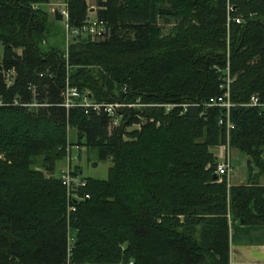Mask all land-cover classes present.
Instances as JSON below:
<instances>
[{"label": "trees", "instance_id": "obj_1", "mask_svg": "<svg viewBox=\"0 0 264 264\" xmlns=\"http://www.w3.org/2000/svg\"><path fill=\"white\" fill-rule=\"evenodd\" d=\"M37 2L0 0V40L22 48L0 63L16 71L7 86L0 70V264H230V225L264 224V109L245 105L252 94L264 102V0H97L107 32L71 36L67 48ZM67 2L69 26H81L85 0ZM159 21L174 32L154 39ZM227 67L228 143L247 156L245 185L214 176L210 150L227 142L226 116L204 104ZM66 78L98 103L159 105L121 109L114 126L102 109L66 108ZM137 115L145 122L125 131ZM70 128L110 159L107 177H83L76 198L53 175Z\"/></svg>", "mask_w": 264, "mask_h": 264}, {"label": "built area", "instance_id": "obj_2", "mask_svg": "<svg viewBox=\"0 0 264 264\" xmlns=\"http://www.w3.org/2000/svg\"><path fill=\"white\" fill-rule=\"evenodd\" d=\"M56 8H51V15L54 17V11L57 10L62 15V23H64L65 28V38L67 39V45L65 48H67L69 43V38L71 36H77V35H83L88 36L92 40L102 38L103 34L107 32V25L104 21L99 20L96 16L94 19L92 17H89L87 14L86 19L84 23L79 27H70L68 22V7H67V0H61L59 2H56ZM235 21L237 23L240 22L239 18H235ZM1 71L4 77V81L7 86H10L14 83L15 77H16V71L15 68L12 67L10 69L3 70L1 67ZM231 77L229 76L228 67L225 71V76L222 79V82L220 84L221 94L209 98V100L204 104L205 106H219L221 108L225 109V116H226V128H227V142L225 144L219 145L221 151L216 155V175H225L227 178V185H230V175L231 171L233 169L232 162H231V156L229 153V143H228V131L232 127V124L229 122V111L232 107H235L236 104L231 101L230 98V83H231ZM32 93L33 100L35 99V87L29 86L28 87ZM62 97H63V105L66 108L74 107V106H83L85 108H92L95 111H100L101 109L109 116L111 125L116 126L119 123L120 117H122L121 109L124 108H130L135 111H141L145 107H151L153 105H159V104H146L143 103L140 98H137L135 101L131 103H124L122 101H114L109 103H98L94 101L91 97V94L88 90H85L83 92H80L76 87L70 86L68 82V78H66L65 81V87L62 91ZM14 102H16V98H14ZM4 104L3 99L0 96V105ZM39 104L35 101L26 103L24 106H27L28 108L37 107ZM165 111L171 110L175 105L171 103L161 104ZM249 107H257L259 109H264V102L260 101V98L257 94H252L249 97L248 102L245 104ZM187 105L183 104L184 111L186 109ZM182 111L181 113H183ZM138 118L141 120L142 116L137 115ZM145 120V119H144ZM142 120V122L144 121ZM152 120V119H151ZM140 122L139 124H141ZM221 123V122H220ZM73 145L67 144L66 146V155L68 158V165L66 168L59 171V178H61L62 182L65 184L68 194L72 197L76 198L77 195L74 192L76 189L83 187L85 185V180L81 177V172L74 173V167L71 166L72 162V151Z\"/></svg>", "mask_w": 264, "mask_h": 264}, {"label": "rangeland", "instance_id": "obj_3", "mask_svg": "<svg viewBox=\"0 0 264 264\" xmlns=\"http://www.w3.org/2000/svg\"><path fill=\"white\" fill-rule=\"evenodd\" d=\"M39 2L35 3L36 6H41L44 10H46L49 15L50 18L53 17V15H51V8H56V2H59L61 0H38ZM85 4L87 6V14L89 15V17H92V19H94V17L96 16V13L98 11V5H97V0H85ZM97 17V16H96ZM59 22V25L64 28V23H62V21H57ZM174 24L172 22L170 23H164L162 21H159L158 24H156L155 28H154V32L152 34V37L154 39L157 38H161L162 36L164 37L167 34H172L174 32ZM65 30V28H64ZM121 35L122 37L126 38V37H130L132 38L134 36V32L132 29H127V28H122L121 29ZM67 40V39H66ZM65 40V47L67 45V41ZM6 48H12V50L17 53L20 54L22 52V48L21 47H16V46H8L6 43H4L2 40H0V63H5L8 60H11V56L9 53L6 52ZM155 106V105H153ZM125 109H130V108H125ZM128 112V111H127ZM121 120V117H120ZM119 120V123H120ZM142 120H144V117H142V119H139V122H131L129 123V125H127V127H125V131L127 132H131L134 129H138L140 128V126L145 122V120L142 122ZM140 122H142L141 124H139ZM119 123L117 124V126L119 125ZM78 136H77V132L74 128H70L69 132L67 134V138H66V145L67 144H73V148L71 151V155L73 157L72 162H71V166L73 167H78L81 168V177H91V178H106L107 177V173H108V167L110 165V159H107L105 161H100L97 160L96 156L92 155L89 151V149L84 145V143H77L79 141H77ZM125 140H130L129 137H127L126 135L124 136ZM236 152V151H234ZM241 154V153H240ZM263 158H264V152H263ZM231 159L232 161H236L238 162V165H240L239 161L241 162V157L240 155H233L231 154ZM241 156L243 157V154H241ZM247 158V156H246ZM36 164L33 165V168L42 171L44 174H47L46 171H44L43 168L39 167L41 165V158H36ZM246 163V162H245ZM68 165V158L67 155L65 154V157L63 160H59L56 163L55 166V170H54V176H58L59 175V171L66 168V166ZM247 165V164H246ZM59 177V176H58ZM1 226V225H0ZM3 264V263H1Z\"/></svg>", "mask_w": 264, "mask_h": 264}, {"label": "crops", "instance_id": "obj_4", "mask_svg": "<svg viewBox=\"0 0 264 264\" xmlns=\"http://www.w3.org/2000/svg\"><path fill=\"white\" fill-rule=\"evenodd\" d=\"M222 148L211 147L216 157ZM236 151V152H234ZM229 153L240 155L241 162L232 161L233 169L230 175V185H245L248 182L246 156H241L236 148H229ZM263 157V155H262ZM257 172V169L254 170ZM260 184L264 185V176L260 177ZM230 264H264V224H231L229 231Z\"/></svg>", "mask_w": 264, "mask_h": 264}, {"label": "water", "instance_id": "obj_5", "mask_svg": "<svg viewBox=\"0 0 264 264\" xmlns=\"http://www.w3.org/2000/svg\"><path fill=\"white\" fill-rule=\"evenodd\" d=\"M54 18H55L57 21H61V20H62V15H61L57 10H55V11H54ZM0 70H1V66H0ZM214 176H216V173H214Z\"/></svg>", "mask_w": 264, "mask_h": 264}]
</instances>
